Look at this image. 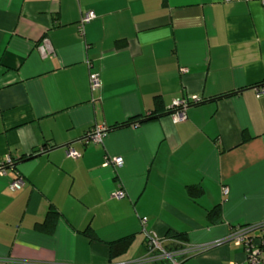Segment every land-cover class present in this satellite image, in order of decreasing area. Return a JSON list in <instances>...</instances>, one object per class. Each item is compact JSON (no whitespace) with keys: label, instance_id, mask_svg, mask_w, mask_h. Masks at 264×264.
Returning <instances> with one entry per match:
<instances>
[{"label":"crops","instance_id":"crops-1","mask_svg":"<svg viewBox=\"0 0 264 264\" xmlns=\"http://www.w3.org/2000/svg\"><path fill=\"white\" fill-rule=\"evenodd\" d=\"M263 89L264 0H0V264H140L151 233L194 251L181 264H249L228 238L264 224Z\"/></svg>","mask_w":264,"mask_h":264},{"label":"built area","instance_id":"built-area-1","mask_svg":"<svg viewBox=\"0 0 264 264\" xmlns=\"http://www.w3.org/2000/svg\"><path fill=\"white\" fill-rule=\"evenodd\" d=\"M96 19V15L93 12L85 13L80 21V29L83 30V27ZM45 47L48 44V40L44 41ZM186 72L185 69L182 70ZM90 87L92 92L100 90L101 83L100 77L97 73L90 74ZM258 96L264 95V89L258 91ZM200 102L198 97H192L190 100H176L173 102L172 111L173 119L175 122H180L186 120V111L191 104H197ZM106 133V128L102 126H97L92 129L85 141L87 144L98 145L103 142L104 136ZM68 156L71 158H77L80 156L76 151L69 150ZM13 165L11 159H7L5 166ZM105 165H113L116 169H120L124 165V160L122 157H114L106 161ZM0 174L4 175L5 171L0 168ZM25 184V181L22 177H18L13 180L10 184V188L13 191L20 190ZM228 194V189H224V195ZM125 191L123 189L114 193L116 199H122L125 197ZM147 219H142L143 227L146 226ZM255 227H261V236H250L249 230ZM229 241L235 243L238 246L243 247L244 252L247 256L249 264H264V224L259 226L243 227L237 228L232 231ZM147 252L144 259L140 264H181V261L187 259L194 251H192L188 246L187 247H174L167 245L164 241L158 239L155 234H148L146 239Z\"/></svg>","mask_w":264,"mask_h":264},{"label":"trees","instance_id":"trees-1","mask_svg":"<svg viewBox=\"0 0 264 264\" xmlns=\"http://www.w3.org/2000/svg\"><path fill=\"white\" fill-rule=\"evenodd\" d=\"M161 108H162V102L159 99H157L156 100V110L153 113L154 114L153 116L161 112L162 111ZM189 194L192 197L200 196L202 194V190L199 187L198 188L191 187L189 188ZM220 215H221V207L216 206L214 209H212L209 212L208 218L213 220V219L219 218ZM59 218H60V213L56 211L54 208H51L45 220L42 223L36 224L35 229L39 232H43L46 234H53ZM258 231L261 232V227L252 228L251 230H249V235L251 237L252 236L255 237V233H257ZM84 233L92 239L96 238V234H94L90 230H86ZM169 238L177 240V241H182V242L185 241V236L182 234H172L171 233L169 234ZM132 241H133V237L131 236V237H126V238H123L116 242L111 243L110 244L111 256L114 258V257H118L124 254L130 247V245L132 244Z\"/></svg>","mask_w":264,"mask_h":264},{"label":"bare ground","instance_id":"bare-ground-1","mask_svg":"<svg viewBox=\"0 0 264 264\" xmlns=\"http://www.w3.org/2000/svg\"><path fill=\"white\" fill-rule=\"evenodd\" d=\"M222 244V243H221ZM217 245V244H216Z\"/></svg>","mask_w":264,"mask_h":264}]
</instances>
